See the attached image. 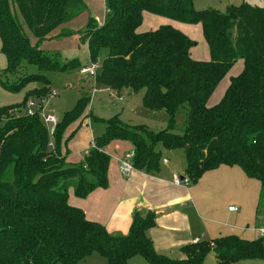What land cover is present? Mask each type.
<instances>
[{
    "label": "trees",
    "instance_id": "trees-1",
    "mask_svg": "<svg viewBox=\"0 0 264 264\" xmlns=\"http://www.w3.org/2000/svg\"><path fill=\"white\" fill-rule=\"evenodd\" d=\"M106 8L102 26L91 22L81 32L94 63L101 49L109 51L96 86L133 94L144 91L143 107L164 111L168 127L155 133L114 118L105 123V132L95 138L83 162L66 164L69 153L62 152L64 133L83 117L91 98L80 99L58 122L54 149L49 148V131L39 116L43 106L32 117L22 115L21 109L32 93L49 96L51 80L44 72L81 67L78 60L62 61L39 45L78 18L86 6L83 0H0L1 52L7 60L4 77L14 76L22 63L40 71L15 83L0 79V86L13 94L40 84L21 104L0 108V264H81L93 254L107 264H129L138 256L149 264H206L211 254L218 264L264 261V239L248 241L235 235L185 246L181 250L184 259L174 260L155 251L148 234L156 226L154 213L136 211L130 233L114 236L70 205L71 189L84 199L108 187L111 158L105 148L113 141L131 144L135 170L157 174L163 160L160 147L183 150L190 184L196 185L221 166L239 167L261 184L264 197V8L243 2L222 14L214 9L197 11L194 0H106ZM14 9L38 46L30 43ZM145 12L201 25L211 60H193L190 51L195 42L171 26L139 34ZM238 60L244 62L243 72L231 79L222 100L208 107ZM184 106L188 121L178 135L176 118ZM13 109H18L16 116H11Z\"/></svg>",
    "mask_w": 264,
    "mask_h": 264
},
{
    "label": "rangeland",
    "instance_id": "rangeland-1",
    "mask_svg": "<svg viewBox=\"0 0 264 264\" xmlns=\"http://www.w3.org/2000/svg\"><path fill=\"white\" fill-rule=\"evenodd\" d=\"M88 2L92 3L94 8L92 7V9H90L86 1L83 0L86 10L79 17H84L87 19V26L91 22L94 25H99V23H101L100 20L102 17L104 15H108L106 13V9L104 8V3L102 0H90ZM243 2V0H194V8L197 11L214 9L219 13L224 14L227 12L229 7L239 6ZM14 15L23 26L26 35L29 37L30 43L34 46H38L35 36L25 25L17 9H14ZM148 16H150L152 19H148ZM154 20H157V23ZM163 26H171L174 29H177L186 35L190 40L195 42L196 46H194L190 51V56L193 60L199 61L198 59H200L201 62L207 61L209 50L203 37L201 25H188L164 17L144 13L143 22L138 29V33H146L149 30V32H152L151 29L156 31ZM58 34L55 36V38H52L51 40L48 39L49 41L40 43V49L49 55L59 56L62 61L68 62L78 60L81 67L64 73L44 72L43 74H45L51 80L52 90L49 96L40 98L37 96V94L34 95L32 93L29 95L30 98L28 102L30 100H37L40 103V107L43 106V113H50L54 115L57 120H61V118L66 113L74 110L80 99L84 97L91 98L90 104L88 105L83 117L76 123L69 126V128L64 133L62 141V152L64 155L69 153V158L71 154L74 155L77 153L76 151L81 150L85 144L90 145V142H93V137L97 138L105 132V123L114 118H118L121 122L127 124H130V122H135L139 123L140 125H145L149 131L155 133H159L167 129L168 116L164 111L155 113L148 111L143 107L142 99L144 96V91L140 92L139 94H133L130 90H123L121 97L124 96V99L119 101L111 97V95H109L108 92L103 90L101 87H97L94 83V78L82 75L80 73L81 68L89 67L93 62L88 51L87 43L80 40L79 36L77 37V35L68 36V34H65L62 31H59ZM73 38H77V41H74ZM108 55V49L104 48L100 50L95 61L100 69ZM6 68L7 60L1 52L0 45V79L3 77L4 81L10 84L17 82L19 78L25 75L40 73V71L35 66L22 63L21 67L14 76L10 75L8 77H4L3 74ZM243 69V60H238L225 79L216 88L208 102V107H213L222 100L229 87L231 79L239 76L243 72ZM39 87L40 84H30L24 91L13 94L7 92L0 86V108L21 104L27 93L32 92ZM52 93L56 95L54 96ZM40 100L45 101V104L40 102ZM18 109L11 110V116H16V110ZM187 115V106H184L177 114V127L175 134H183L188 121ZM88 118H90L92 121L88 123V125H83L82 123H84L85 119ZM51 141L53 142V139ZM116 142L117 141H113L106 147L108 148L111 145V153H113L114 156L120 154V150H116L115 148ZM52 149H54V146ZM159 149L161 152H163L162 158L168 159L177 169L186 167V156L183 150H166L163 147H160ZM234 170L241 173L242 176H245L239 167H235ZM244 178H246L244 181L241 178V182L232 185L231 188L225 190L221 196L222 199L219 201V203L215 204L217 206V214L222 219V222L224 221L228 225L237 226L239 229L243 230L242 232L238 233L241 236H235L248 241H253L252 239L256 240V237H258L256 230H258L260 227H264V197L261 195V184L258 181L249 179L248 177ZM200 188L201 187H199L198 191L201 190ZM214 201H218V197H214ZM229 206H234L232 208H237L239 212L232 214L228 213ZM205 212L206 213H204V215L206 216L203 217L206 219H211L208 217L211 216L210 213H207V211ZM220 218L218 217L217 220ZM228 231L232 232L233 230L228 229ZM242 235L245 236L243 237ZM260 239H264V237H260ZM173 259H178V257ZM216 262L217 261L213 254H211L207 259V264H217ZM81 264H107V261L99 254H93L92 256L86 258ZM129 264L149 263L143 257L138 256L129 262ZM241 264H264V261H249L242 262Z\"/></svg>",
    "mask_w": 264,
    "mask_h": 264
},
{
    "label": "crops",
    "instance_id": "crops-1",
    "mask_svg": "<svg viewBox=\"0 0 264 264\" xmlns=\"http://www.w3.org/2000/svg\"><path fill=\"white\" fill-rule=\"evenodd\" d=\"M84 1H86L90 9L92 7L94 8L92 3L88 2L90 0ZM102 1L107 13L106 0ZM243 1L254 7L264 8V0ZM145 13L147 14L148 12ZM105 16L100 20L101 23H99V26H102L106 22L107 16ZM148 19L152 18L148 16ZM154 21L157 23V20ZM86 27L87 19L78 17L70 24L59 27L48 39L55 38L58 32L62 31L68 34V36L77 35L81 40V32ZM151 30L154 32V29ZM149 31L146 33H149ZM48 39L46 41H49ZM73 40L77 41V38H73ZM37 41L36 39V43ZM198 60L200 61V59ZM210 60L211 56L209 51L207 61L204 62H209ZM101 88L107 91L112 97V90L104 87ZM122 92H118L119 96H121ZM91 121L88 118L82 124L88 125ZM127 125L132 127L145 126L135 122H130ZM94 143L95 138L93 137V142H90V145L85 144L81 150L76 151L77 153L74 155L71 154L69 158L67 157L66 164L76 165L83 162L89 150L94 147ZM115 145L116 150H120L119 155L114 156L111 153V145L105 149L106 154L111 158L108 170V187L106 189H97L84 199L76 197L72 189L69 191L70 205L81 209L89 221L101 224L111 235L127 236L130 233L133 224V215L136 211L152 212L157 216L156 226L148 234L152 239L155 251L160 255L168 256L172 259L178 257V259L174 260L184 259L181 252L182 248L198 241H212L221 236H241L238 233L242 232V229L221 221L222 219L217 214L216 206L222 199L221 196L225 190L241 182L240 180L243 179L244 181L246 179L244 178L246 175L242 176L241 173L234 170L235 167L221 166L214 171L206 173L196 185L192 186L190 184L188 187H184L176 186L174 184V178L176 176L185 177L187 162L186 167L177 169L168 159L163 158L159 173L149 175L136 170L130 178L126 179L120 172L119 162L126 153L133 152V147L130 143L122 141H117ZM164 160H167L168 163L165 164ZM199 187H201L200 191H198ZM214 197H218V201L215 202ZM232 207L234 206L228 207V213H235L229 211V208ZM205 211L210 213L211 216L208 217L211 219L204 218L206 216L204 215L206 213ZM218 217L220 218L219 220H217ZM228 229L233 231L229 232ZM242 236L244 237L245 235ZM257 236L256 240L260 239L258 233Z\"/></svg>",
    "mask_w": 264,
    "mask_h": 264
},
{
    "label": "built area",
    "instance_id": "built-area-1",
    "mask_svg": "<svg viewBox=\"0 0 264 264\" xmlns=\"http://www.w3.org/2000/svg\"><path fill=\"white\" fill-rule=\"evenodd\" d=\"M99 71H100V67L98 66V64L92 62L91 66L81 68L80 73L82 75L90 76V77L96 79ZM52 95L55 96L56 94L52 93ZM112 97L119 100V101L124 99V97L119 96L118 92H116V91H113ZM42 103L45 104V102H42ZM39 110H40V103L37 100L36 101L30 100L26 104V106L21 110V112H22V115L32 117V116H35ZM39 116L42 119L45 126L47 127V129L49 131L50 138L52 140L54 137V134H55L57 124L60 120H57L56 117L50 113H43V111L39 112ZM53 146H54V143L51 141L49 144V148L52 149ZM133 158H134V153L128 152L124 155V157L119 162L120 172H121L122 176L126 179L130 178L132 176V174L136 171L134 168V165H133ZM164 163L167 164L168 161L164 160ZM174 184L176 186L188 187L190 185V180H189V178H186V177L182 178V177L176 176L174 178ZM229 211L238 212V209L237 208H229ZM257 233L259 234L260 237H262V238L264 237V229L263 228L258 229ZM198 242H196V243H198Z\"/></svg>",
    "mask_w": 264,
    "mask_h": 264
},
{
    "label": "water",
    "instance_id": "water-1",
    "mask_svg": "<svg viewBox=\"0 0 264 264\" xmlns=\"http://www.w3.org/2000/svg\"><path fill=\"white\" fill-rule=\"evenodd\" d=\"M183 178V177H182Z\"/></svg>",
    "mask_w": 264,
    "mask_h": 264
}]
</instances>
